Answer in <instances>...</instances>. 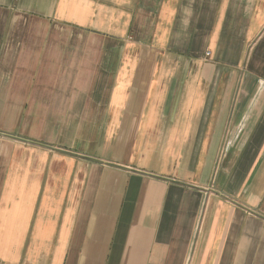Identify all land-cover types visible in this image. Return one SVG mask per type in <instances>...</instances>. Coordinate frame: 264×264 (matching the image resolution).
<instances>
[{"label":"crops","instance_id":"crops-1","mask_svg":"<svg viewBox=\"0 0 264 264\" xmlns=\"http://www.w3.org/2000/svg\"><path fill=\"white\" fill-rule=\"evenodd\" d=\"M0 264H264V0H0Z\"/></svg>","mask_w":264,"mask_h":264}]
</instances>
